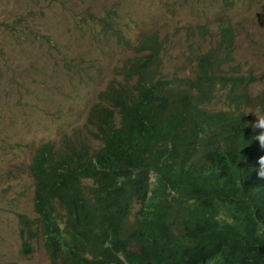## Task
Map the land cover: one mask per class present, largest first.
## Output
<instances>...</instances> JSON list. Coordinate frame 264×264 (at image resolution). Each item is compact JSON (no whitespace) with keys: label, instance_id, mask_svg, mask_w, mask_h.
Masks as SVG:
<instances>
[{"label":"trees","instance_id":"obj_1","mask_svg":"<svg viewBox=\"0 0 264 264\" xmlns=\"http://www.w3.org/2000/svg\"><path fill=\"white\" fill-rule=\"evenodd\" d=\"M9 31L35 35L28 22ZM159 41L141 39L138 56L118 71L123 81L92 106L89 134L99 149L80 135L35 150L37 218L19 216L28 252L41 231L53 264H264V238L255 234L264 225V147L246 113L264 72L225 73L235 41L227 23L193 79L162 73ZM224 90L226 106L209 109ZM256 107L264 114V100Z\"/></svg>","mask_w":264,"mask_h":264},{"label":"rangeland","instance_id":"obj_2","mask_svg":"<svg viewBox=\"0 0 264 264\" xmlns=\"http://www.w3.org/2000/svg\"><path fill=\"white\" fill-rule=\"evenodd\" d=\"M107 18L123 41L101 25ZM26 22L35 33L26 39L4 30ZM223 23L236 32L226 73L261 74L264 0H0V264H50L41 241L26 257L18 237V214L33 212L29 164L37 147L87 135L91 107L138 55L141 39L159 37L165 74L191 76ZM263 90L252 88L258 97ZM249 112L256 122L259 111Z\"/></svg>","mask_w":264,"mask_h":264},{"label":"clouds","instance_id":"obj_3","mask_svg":"<svg viewBox=\"0 0 264 264\" xmlns=\"http://www.w3.org/2000/svg\"><path fill=\"white\" fill-rule=\"evenodd\" d=\"M103 20H106L107 22H109V20H108V18L107 19H103ZM103 20H101V25L103 26V27H106L105 26V24L103 23ZM224 24V23H223ZM227 24H229V23H227ZM230 25V24H229ZM232 28H233V26L232 25H230ZM111 30H112V32L113 33H115L116 35H117V37H118V39H120V40H124L120 35H119V33H118V31H116L114 28H113V23H111V22H109V26H108ZM234 29V28H233ZM6 32H8V33H10V27H8V28H6V29H4ZM234 31H235V29H234ZM201 32V30L199 31V33ZM201 34V33H200ZM235 40H236V32H235ZM140 42V41H139ZM137 45H138V43H137ZM136 45V46H137ZM135 45H131V47L133 48ZM136 46H135V50L137 51V49H136ZM216 46V45H215ZM214 47V46H213ZM212 48V47H211ZM210 48V49H211ZM209 49V50H210ZM208 50V51H209ZM207 51V52H208ZM206 52V53H207ZM234 52H235V41H234V50H233V53L230 55V57H228V58H225V61H224V64L222 65V67H223V70L225 71V69H224V66L226 65V64H228L230 61H232V59H233V55H234ZM206 53H204L203 55H205ZM138 54V53H137ZM203 55H201L200 57H202ZM223 55V54H222ZM138 56V55H137ZM224 56V55H223ZM136 57V56H135ZM134 57V58H135ZM199 57V58H200ZM134 58H130V59H134ZM198 58V59H199ZM130 59H127L125 62H124V65H125V63L128 61V60H130ZM197 64H198V61H197ZM123 65V66H124ZM123 66H121L120 68H118V71H120L122 68H123ZM233 69L235 70L234 72H232V73H226V71H225V73L226 74H228V75H230V76H241V75H250V74H254V75H256V76H260L261 74H255V73H252V72H244L243 70H242V68H239V67H233ZM196 70H197V65H196ZM195 70V71H196ZM195 71H194V73H192V75L191 76H181V75H176V74H168V76H171V77H179V78H190V79H193L194 77H195ZM162 73L163 74H165L164 72H163V70H162ZM167 75V74H166ZM118 76H119V74H118ZM120 78H121V80H120ZM118 81H120V82H122L123 81V78L122 77H120L119 76V78L115 81V82H111L110 84H116V83H118ZM259 83H261V82H259ZM259 83H257V84H259ZM109 84V85H110ZM257 84H255V85H257ZM262 84H264V83H262ZM108 85V86H109ZM255 85H253V86H255ZM107 86V87H108ZM253 86L250 88V90H249V93H250V97H251V102H252V105L251 106H249L247 109H246V113H249V115H250V112H249V110L250 109H252V108H254V107H256L261 101H263L264 100V90H263V92H262V94H261V96L260 97H258V96H255L254 94H253V92H252V88H253ZM107 87L104 89V90H106L107 89ZM104 90H102V92L104 91ZM101 94V93H100ZM99 94V95H100ZM226 94H227V90H224L223 91V93L222 94H219V95H213V98L211 99L212 100V102H211V106H210V108L209 109H217V111L218 110H221V109H223L225 106H226V104H227V98H226ZM98 95V96H99ZM260 99V101L259 102H257L258 100ZM97 102H98V98H97ZM257 102V103H256ZM256 103V104H255ZM217 104L219 105V107L217 106ZM255 104V105H254ZM92 108V107H91ZM256 109H257V107H256ZM258 110V109H257ZM259 111V110H258ZM260 112V111H259ZM259 112H254V114L256 115V117H257V120H256V122H254L253 120H252V118H251V121H252V123H254V125H253V127L254 128H256V129H259L258 131H259V134L256 136V140H258L259 141V143H260V145L262 146V147H264V114L263 113H259ZM90 113V112H89ZM250 117H251V115H250ZM92 130V127L89 125V115H88V117H87V125H86V131H87V135H85L82 131H79V132H76L74 135H72V136H69V135H66L64 138H72L73 136H85L86 138H87V142H88V144L89 145H91V147L93 148V150H97V149H99L100 148V143H98V142H95L92 138H91V136H90V134H89V132ZM64 138H63V140H64ZM63 142V141H62ZM47 143V142H46ZM54 143V142H53ZM44 144V143H43ZM42 145V144H41ZM40 145V146H41ZM56 145V144H55ZM62 145V144H61ZM40 146H38V147H40ZM37 147V148H38ZM56 147H59V146H57L56 145ZM61 147V146H60ZM37 150V149H36ZM35 152V151H34ZM34 154V153H33ZM33 154H32V158H33ZM32 158H31V161H32ZM31 161H30V164H31ZM258 163H259V165H260V169H259V171H258V175H259V177H261V178H264V156H261L260 158H259V160H258ZM30 164H29V166H30ZM30 173V172H29ZM30 175H31V173H30ZM31 177H32V175H31ZM32 179H33V182H34V188H33V191H35V181H34V178L32 177ZM152 179H154V180H152ZM149 185H150V190H152L154 187H155V185H156V176L153 174V173H151V175H150V180H149ZM34 197H35V195H34ZM34 205H35V201H34V198H33V212L31 213V214H27V213H19L18 214V237H19V241H20V249H21V253H22V255H24V256H26V257H29V256H32L34 253H35V245H36V243L38 242V241H41L42 242V245H43V247H44V249H45V251H46V253H47V255H48V257H49V260H50V264H53V262H52V260H51V258H50V256H49V254H48V252H47V249L45 248V245H44V236H43V234L41 233V231H38V233H37V236L36 237H34L33 239H31L30 240V244H31V248H30V251L28 252L26 249H25V247H24V239L22 238V236H21V232L22 231H24L25 233H28L29 234V228H26V227H23L22 226V224H21V222L19 221V216H20V214H25V215H27L29 218H31V219H36L37 218V213H36V211H35V207H34ZM136 207H138V209L137 210H135V208ZM139 208H140V206L139 205H135L134 206V208H133V210H132V214L130 215V218L133 220L135 217H136V215H137V213H138V210H139ZM135 210V211H134ZM33 230H36V228H32ZM255 234H256V236H257V238H264V225H259L258 227H257V229H256V232H255ZM121 257V256H120ZM208 264H215V262H210V263H208Z\"/></svg>","mask_w":264,"mask_h":264}]
</instances>
